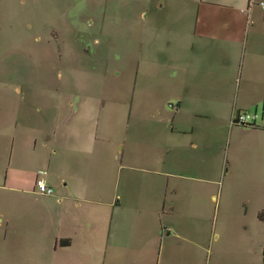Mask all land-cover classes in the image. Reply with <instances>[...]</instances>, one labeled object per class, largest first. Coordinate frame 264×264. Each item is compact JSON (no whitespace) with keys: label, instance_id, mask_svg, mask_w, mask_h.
<instances>
[{"label":"crops","instance_id":"obj_1","mask_svg":"<svg viewBox=\"0 0 264 264\" xmlns=\"http://www.w3.org/2000/svg\"><path fill=\"white\" fill-rule=\"evenodd\" d=\"M193 2L185 7L191 14L187 34L170 28L166 37L151 35L143 45L156 58L150 70L141 66L143 83L151 80V88L168 95L175 106L169 111L172 121H161L156 111L152 130L137 132L132 144L139 155L121 152L117 176L124 198L119 192L116 197L128 205L117 233L126 237L124 223L137 235L145 229L160 233L154 237L162 238L155 264H217L211 238L205 243L214 213L205 207L216 197L211 186L219 185L221 192L222 145L202 123L261 106L255 127L232 129L225 176L264 179V10L249 6V0ZM0 86L6 89L0 97V192L26 201L4 220L0 242L6 245L0 252L6 258L0 264H85L74 250L80 237L89 242L97 227L92 213L106 205V100L96 115L63 116L57 104L50 115L46 100H13L8 95L15 89ZM21 126L31 130L21 133ZM238 134L247 138L238 140ZM22 137L25 147L19 146ZM36 179L54 194H38ZM173 238L180 244L178 258L173 257ZM60 240L68 244L58 245ZM119 243L124 252L137 247L136 242ZM115 253L106 264H118L112 260Z\"/></svg>","mask_w":264,"mask_h":264},{"label":"rangeland","instance_id":"obj_2","mask_svg":"<svg viewBox=\"0 0 264 264\" xmlns=\"http://www.w3.org/2000/svg\"><path fill=\"white\" fill-rule=\"evenodd\" d=\"M193 1L0 0V84L15 89L8 95L10 98L18 101L21 97L25 102L46 100L48 114H54L57 104L63 116L96 115L106 100V205L89 212L97 227L89 234V242L85 244L80 237L74 250L85 264H106L111 252H116L112 260L118 264H155L159 257L162 238L155 241L154 237L160 233L156 236L154 230L145 229L137 235L138 230L125 223L126 237H120L122 231L117 233L128 211L127 201L116 197L119 192L124 198L117 176L121 152L139 155L132 141L140 129L152 130L151 119L156 111L161 121H172L169 111L174 109V101L158 94L153 85L151 88V80L143 83L142 68L150 70L156 62L143 45L151 35L166 37L170 28L187 34L191 14L185 7ZM253 7L263 14L260 6ZM257 16H261L259 12ZM4 95L6 89L0 86V97ZM245 110L260 115L262 107ZM230 121L223 115L202 123L206 130L215 132L221 143L224 164L221 192L219 185L211 186L216 197L205 207L214 213L207 223L205 243L211 238L215 250L212 258L217 259V264H263L264 220L258 214L264 211V179L249 182L225 176L235 138L230 133L235 127H245ZM18 129L21 133L31 130L30 126ZM24 138H20L19 146L25 147ZM237 138L245 140L247 136L238 134ZM12 140H7L9 145ZM25 203L0 192V238L5 218L15 215ZM198 222L199 219L197 228ZM120 241L136 242L137 247L124 252ZM170 243L175 251L173 257L178 258L180 244L174 238ZM4 245L0 242V247ZM206 252L207 259L209 250ZM5 258L1 251L0 262Z\"/></svg>","mask_w":264,"mask_h":264},{"label":"built area","instance_id":"obj_3","mask_svg":"<svg viewBox=\"0 0 264 264\" xmlns=\"http://www.w3.org/2000/svg\"><path fill=\"white\" fill-rule=\"evenodd\" d=\"M258 4L263 10H264V1L255 2L254 0H249V6ZM257 118V114H251L247 110L237 111L235 115L232 117V121L235 122V124L240 125H255V120ZM35 191L38 194L51 196L54 194L53 188L46 185V183L42 179H36L35 181Z\"/></svg>","mask_w":264,"mask_h":264},{"label":"trees","instance_id":"obj_4","mask_svg":"<svg viewBox=\"0 0 264 264\" xmlns=\"http://www.w3.org/2000/svg\"><path fill=\"white\" fill-rule=\"evenodd\" d=\"M231 124H235V122L231 121ZM242 126H245V127H255V125H249V124H244ZM258 218L260 220H264V211H261L259 214H258ZM58 245H61V246H65L68 244V240H60L57 242ZM261 256H262V263L264 264V241H263V244H262V249H261Z\"/></svg>","mask_w":264,"mask_h":264}]
</instances>
